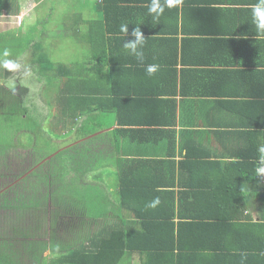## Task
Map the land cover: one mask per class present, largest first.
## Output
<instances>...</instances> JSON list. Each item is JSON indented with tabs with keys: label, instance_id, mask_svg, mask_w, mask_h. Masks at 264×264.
Segmentation results:
<instances>
[{
	"label": "trees",
	"instance_id": "1",
	"mask_svg": "<svg viewBox=\"0 0 264 264\" xmlns=\"http://www.w3.org/2000/svg\"><path fill=\"white\" fill-rule=\"evenodd\" d=\"M160 2L163 5L165 0ZM150 4L151 0H95L91 3L85 0L81 14H78L87 18L83 19L87 30L83 40L91 45L90 67L83 72V77L80 73L72 78L66 66L59 65L56 124L71 125L68 133L78 132L80 140L90 137L93 141L92 147L78 145L76 148L77 152L81 150L76 158L81 167L76 171L86 169L88 177L78 176L80 183L68 187L71 199L64 202V208L60 206L62 215L55 209L58 219L54 221L63 223L64 230L72 233L78 229L75 223L78 219L80 227L88 234L87 243L58 247L52 256L42 258L38 264H127V257L133 253L143 256L142 264H150L151 261L155 264V255L167 256L176 264L194 256H202L200 260L210 264H264V216L255 223L231 222L236 214L230 209L239 210L231 208V204L239 199L236 198L239 192L235 190H241V186L230 183L231 187L196 188L195 191H191L194 190L192 188L184 191L186 187L180 186L176 197L172 169L177 165L167 160L174 154L175 132L169 128L175 125L174 102L163 100L161 95L162 92L176 94L177 88L183 94L184 82L179 85L178 70H175L178 57L175 38L167 36L155 40V18L158 17L149 13ZM12 5L17 12L20 10L19 3ZM166 7L164 11L173 14L176 24L179 10L174 8V13ZM121 25L128 26L127 36L121 31ZM136 27L141 29L145 38L140 49L144 53L142 62L124 47L127 41L134 39L131 32ZM162 41L174 44L168 54L165 49L155 52V42ZM25 50L23 45L20 54ZM165 59H171L172 69L167 68L169 61ZM149 65L157 66V71L151 76L147 73ZM12 70L14 68L6 67L5 77L10 76ZM161 71L166 77L158 80L161 89L157 91L155 74ZM61 77L66 78L59 80ZM25 93L24 88L19 93L16 90L8 93L0 87V111L8 107L21 108L18 100L20 94ZM7 94L9 96L5 97ZM160 110L164 114H158ZM110 121L117 123L110 135L114 157H119L112 165L101 161L104 158L102 150L108 143L93 136L96 131L109 128ZM74 125H77L76 129ZM134 143L140 146H134ZM153 145L155 155L149 150ZM64 146H59L60 149H55L52 154H61L67 148ZM96 163L97 168L115 169L108 174L114 178V184L103 180L102 172H95L97 175L94 176V171L89 172ZM170 172L171 176L168 175ZM64 178L68 184L73 180L70 173ZM255 178L257 180L253 183H261L264 191L262 174L258 173ZM100 180L108 189H102ZM224 185L228 186L229 182H224ZM73 189L77 196L71 194ZM198 191H204L200 195L202 200L209 201V196L228 210L210 212L203 209L201 206L209 205L199 203ZM2 197L5 202L12 199L7 193L0 196V212L4 208ZM156 198H159V204L149 207ZM30 215L41 219L39 210ZM4 216L9 218L10 214L4 212ZM94 223L98 229L89 235ZM8 225L13 235L25 233L24 227L21 228L24 224L19 220ZM224 225L233 227V230L230 232ZM238 227L244 229L238 233ZM249 235L252 238L248 239ZM8 258L0 255L1 264H13Z\"/></svg>",
	"mask_w": 264,
	"mask_h": 264
},
{
	"label": "crops",
	"instance_id": "2",
	"mask_svg": "<svg viewBox=\"0 0 264 264\" xmlns=\"http://www.w3.org/2000/svg\"><path fill=\"white\" fill-rule=\"evenodd\" d=\"M43 1L46 0H21L17 13H1L0 16L12 17L20 23V16L33 5ZM84 1H80L82 5ZM53 2L54 11L65 7L66 12L71 13L70 5H75L73 0ZM257 3L258 0H181L171 8L166 7L173 12L174 8L179 10L176 24L172 13L164 11L155 18V40L168 36L170 39L175 38L177 42L178 57L175 70H178L179 85L181 81L184 82L183 94H180L177 88L176 94L162 92L161 95L163 100L174 102L175 125L169 127L175 132L172 148L174 154L167 159L177 165L172 169L175 179L174 192L177 197L180 186L186 187L184 191L188 188L194 189L191 191L200 188L206 190L209 187L222 189L231 187L230 183L241 186V190H235L239 192L236 197L239 199H235L231 204V208L239 210L230 209L231 213L236 214L231 222L236 224L259 222L264 216V191L261 190V183H253L257 180L255 176L260 173L258 170L264 167L259 152V149L264 147V33H258L253 23L252 7ZM52 10L50 7L49 11ZM66 15L65 13V18L63 16L58 20L62 25L68 23ZM75 17L77 27L73 23V28L80 31L83 26L78 18L82 16ZM74 37H77L76 34ZM173 45L169 41L155 42V52L165 49L168 54ZM167 60V68L172 69L171 59ZM165 77L163 71L155 74V90L161 89L158 80ZM169 105L172 107V104ZM160 113L164 114L163 110L158 112ZM116 127L117 123L114 122L109 128L96 131L93 136L105 140L112 149L110 133ZM134 146L140 144L134 143ZM111 149L109 148V152ZM149 150L155 155L154 145ZM118 158L114 157L113 152L112 156H104L101 161L112 165ZM97 163L89 172L94 171L93 176L97 175L95 172H102V179L106 181L113 179L108 174L115 169L97 168ZM78 172L79 178L88 177L86 169H80ZM171 172L168 175L171 176ZM68 178L70 176H67ZM112 179L108 181L109 184ZM224 182H229V185L225 186ZM101 184L102 189H108L105 183ZM72 192V195L77 196L74 189ZM108 192L110 193L111 189ZM198 192L199 195L196 196L199 203L209 205L201 206L203 209L210 212L228 210L225 205L211 200L209 196L207 197L210 202L202 200L200 195L204 191ZM5 193L17 196V193L10 192L7 187L0 191V196ZM0 219H6L3 212H0ZM241 229L244 228L238 227L237 232ZM232 230L233 227H229V231ZM250 238L252 235H249L248 239ZM142 257L133 253L127 257V264H142ZM155 257V264H176L167 256ZM202 258L194 256L177 264H210L200 260ZM150 264H153L152 261Z\"/></svg>",
	"mask_w": 264,
	"mask_h": 264
},
{
	"label": "rangeland",
	"instance_id": "3",
	"mask_svg": "<svg viewBox=\"0 0 264 264\" xmlns=\"http://www.w3.org/2000/svg\"><path fill=\"white\" fill-rule=\"evenodd\" d=\"M20 1L0 0V15L17 13L12 4ZM73 1L75 5H70L71 13L66 12L65 7L54 11L53 0H46L33 5L20 16V23L12 17L0 16V87L8 93L26 89L18 100L21 108L16 109L15 106L0 111V191L7 187L10 192L17 193L16 197L12 195L9 197L12 199H6V202L4 197L1 198L4 204L1 213H8L10 217L0 219V255L8 256V261L13 264H38L42 258L52 256L58 247L87 243L88 234L80 227L78 219L75 221L78 229L72 233L64 230L63 223L54 221L58 219L55 209L61 214L60 206L64 208V202L71 199L68 187L81 181L76 171L81 167L76 159L81 150L77 152L76 148L78 145L92 147L93 141L90 137L80 140L78 132L68 133L71 125L56 124L55 96L59 87L56 75H60L59 65L64 64L72 78L80 73L83 77V72L90 67L91 45L83 40L87 35L86 23L78 18L83 26L80 31L72 25L74 23L77 27L75 15L80 14L82 3L81 0ZM50 7L52 11H49ZM65 13L68 23L62 25L58 20L63 16L65 18ZM23 45L26 50L20 54ZM6 62L16 65L8 77H5ZM63 134H66L65 138ZM64 144L63 148L72 146L71 150L52 154ZM109 148L107 144L104 146L102 156L112 154ZM68 173L73 174L69 184L64 181V175ZM35 210H39L40 220L31 217ZM18 220L24 224L25 233L21 236L13 235L8 225ZM97 229L98 225L94 223L89 235L95 234Z\"/></svg>",
	"mask_w": 264,
	"mask_h": 264
},
{
	"label": "clouds",
	"instance_id": "4",
	"mask_svg": "<svg viewBox=\"0 0 264 264\" xmlns=\"http://www.w3.org/2000/svg\"><path fill=\"white\" fill-rule=\"evenodd\" d=\"M180 2L181 0H165V3L162 5L160 0H151V4L149 5V13L155 14L156 17H159L161 14H163L165 10V6L171 8ZM252 17L257 32L264 33V0H258V3L252 7ZM121 31L127 36L128 26L121 25ZM131 36L134 37V39L127 41L124 44V47L126 49H130L131 53L136 56L137 60L142 62L144 59V53L140 49H142L145 43V38L143 36V33L140 28L136 27L132 30ZM5 55H7V52H5ZM4 66L9 69L16 67V65L12 64L11 62H6ZM156 71H157L156 65H149L147 67V73L149 76L153 75ZM259 152H260V161L262 164H264V147L260 148ZM258 171L260 173H264V167H261ZM159 202H160L159 198H156L154 201H152L149 204V207H155L157 204H159Z\"/></svg>",
	"mask_w": 264,
	"mask_h": 264
},
{
	"label": "built area",
	"instance_id": "5",
	"mask_svg": "<svg viewBox=\"0 0 264 264\" xmlns=\"http://www.w3.org/2000/svg\"><path fill=\"white\" fill-rule=\"evenodd\" d=\"M262 174V178H263V182H264V173H261Z\"/></svg>",
	"mask_w": 264,
	"mask_h": 264
}]
</instances>
